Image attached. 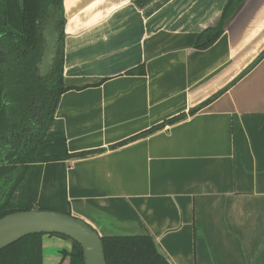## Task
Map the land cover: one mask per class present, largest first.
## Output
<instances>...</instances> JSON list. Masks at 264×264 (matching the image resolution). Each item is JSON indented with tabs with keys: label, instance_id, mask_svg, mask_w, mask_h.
Instances as JSON below:
<instances>
[{
	"label": "crops",
	"instance_id": "obj_1",
	"mask_svg": "<svg viewBox=\"0 0 264 264\" xmlns=\"http://www.w3.org/2000/svg\"><path fill=\"white\" fill-rule=\"evenodd\" d=\"M226 1L62 2L70 213L150 237L169 264H264V58L239 78L264 51V0L197 50Z\"/></svg>",
	"mask_w": 264,
	"mask_h": 264
},
{
	"label": "trees",
	"instance_id": "obj_2",
	"mask_svg": "<svg viewBox=\"0 0 264 264\" xmlns=\"http://www.w3.org/2000/svg\"><path fill=\"white\" fill-rule=\"evenodd\" d=\"M243 1L225 2L218 24L197 36V50L203 51L219 40L226 21ZM62 2L0 0V50L3 53L0 55V218L31 209L71 215L66 197L65 162L77 155L68 154L62 123L54 118L58 99L66 91L62 83L65 24ZM50 5L57 10L60 47L50 75L40 78L36 63L42 40L37 21L43 19ZM263 58L264 51L239 78ZM136 73H143V69L127 74ZM181 118L183 116L171 118L141 135L151 134ZM48 188L53 190L49 196L45 192ZM42 236L30 235L3 249L0 264H42ZM70 242L71 250H64L63 257L69 258V264H83L82 249L74 241ZM101 242L106 264H169L148 236L106 237L101 238Z\"/></svg>",
	"mask_w": 264,
	"mask_h": 264
},
{
	"label": "water",
	"instance_id": "obj_3",
	"mask_svg": "<svg viewBox=\"0 0 264 264\" xmlns=\"http://www.w3.org/2000/svg\"><path fill=\"white\" fill-rule=\"evenodd\" d=\"M57 21V10L54 5H50L40 22L43 45L36 68L41 78L49 75L60 47ZM93 221L98 223V227L73 214L66 215L56 211L31 209L8 214L0 218V252L30 235L57 234L77 243L82 249L83 264H106L101 238L138 236L121 234L114 230L108 221L96 219ZM101 229L107 232L104 231L106 233L101 235Z\"/></svg>",
	"mask_w": 264,
	"mask_h": 264
},
{
	"label": "rangeland",
	"instance_id": "obj_4",
	"mask_svg": "<svg viewBox=\"0 0 264 264\" xmlns=\"http://www.w3.org/2000/svg\"><path fill=\"white\" fill-rule=\"evenodd\" d=\"M48 188L45 190L46 195H51L53 190ZM71 242L67 239H63L59 236H42V249H43V258L42 264H69V260L61 259V253L59 251L67 250L70 251L71 249Z\"/></svg>",
	"mask_w": 264,
	"mask_h": 264
},
{
	"label": "flooded vegetation",
	"instance_id": "obj_5",
	"mask_svg": "<svg viewBox=\"0 0 264 264\" xmlns=\"http://www.w3.org/2000/svg\"><path fill=\"white\" fill-rule=\"evenodd\" d=\"M42 20H43V19L37 21V27H38V29H39L40 37H41V33H40V32H41L40 22H41ZM1 40H2V39H1V37H0V41H1ZM41 40H42V38H41ZM41 44H42V42H41ZM42 45H43V44H42ZM1 51H2V50H0V55H1V53H2ZM58 51H59V50H58ZM41 52H42V47H41ZM57 53H58V52H57ZM2 54H3V53H2ZM40 55H41V54H40ZM38 61H39V60H38ZM55 61H56V60H55ZM0 62H2L1 56H0ZM37 63H38V62H37ZM37 63H36V65H37ZM36 69H37V68H36ZM50 72H51V71H50ZM37 75H38V70H37ZM49 75H50V73H49ZM49 75H48V76H49ZM48 76H46L45 78H47ZM38 77H39V75H38ZM40 78H41V77H40ZM34 114H36V112H34ZM34 114H33V115H34ZM36 119H37L36 122L39 123V122H40V121H39V118H36ZM33 123H34V122H33ZM65 250H66V249H65ZM63 251H64V250L59 251V252L61 253V259H62V260H65V259H68V260H69L68 257H66V258L63 257V255H62V254H63Z\"/></svg>",
	"mask_w": 264,
	"mask_h": 264
}]
</instances>
